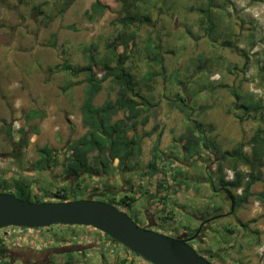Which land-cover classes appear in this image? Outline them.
I'll list each match as a JSON object with an SVG mask.
<instances>
[{
  "label": "rangeland",
  "instance_id": "obj_1",
  "mask_svg": "<svg viewBox=\"0 0 264 264\" xmlns=\"http://www.w3.org/2000/svg\"><path fill=\"white\" fill-rule=\"evenodd\" d=\"M65 1L0 2V181L8 183L2 186L5 192L18 197L20 195L13 186L15 180H31L27 189L31 202L58 201L59 198H53L51 193L69 182L73 186L72 177L65 172L64 166L42 169L36 165L40 159L38 149L43 146L57 149L62 161L67 145L86 131L80 111L85 83L64 92L65 73L55 65L68 60L79 68L87 62L85 46L91 42L99 43L101 56L106 41H116L121 31L117 21L123 15L121 0H98L105 8L96 13L94 19L89 13H93L92 4L96 0H73L61 12ZM211 1L139 2L140 10L150 16L151 22L137 23L133 27L136 28V44L127 65L135 76L138 91L152 103H158L146 124L128 131L129 137L141 138L142 153L131 162L132 170H122L117 167V162L107 174L93 178L83 176L89 189L80 186L70 198L94 197L110 202L107 189L113 188V204L143 227L170 236H183L185 231L199 227L198 236L191 245L211 262L264 264V201L260 198L264 191V167L255 171L261 179L253 185L249 202L230 213L229 199L217 194L205 178L209 177L206 166L211 162L208 152L186 158L184 140L180 139L189 134L191 124L199 122L201 128L198 126V129H203L220 150H231L264 128L259 119L246 116L240 119L238 116L242 115L239 106L243 99L251 94L255 98L264 97V84L258 76V66L264 67V0ZM203 15L205 23L200 24ZM149 39L160 45L162 65L151 59L156 56V50L148 49ZM228 42L231 45L225 44ZM118 50L121 52L123 46ZM150 70L156 75L145 78ZM76 79L82 81L84 76L81 74ZM116 89L106 81L96 104L101 105L108 96L116 98ZM232 89L241 95L240 99L232 94ZM179 96L193 107L190 121L171 104ZM33 113L36 116L31 117ZM122 117L123 111L115 116ZM9 127L11 135L7 133ZM23 135L29 137L28 144H18ZM156 146L159 154L167 158L161 161L163 172L149 178L143 173ZM224 163V173L230 178L233 173L230 163ZM174 167L180 169L179 177L187 183L189 190L173 187L176 183ZM210 167L217 172V164L211 163ZM240 168L246 169L245 166ZM163 181L167 182L168 189H160L161 194L156 195L168 197L164 207L173 213L165 220L157 199L142 195L145 189L154 193ZM124 187L137 199L132 205L119 203L120 190ZM240 222L247 223L248 227H243ZM226 227H235L234 233H228ZM45 228L9 227L0 229V233H6V249L18 245L11 239L10 229L28 238L24 242L22 239L21 247L28 246L33 250L64 245L88 248L84 255L75 253L77 264H120L122 258L152 264L91 226L67 228L55 224L51 230ZM62 231L66 240L55 241L53 234ZM46 237L49 240L42 242ZM22 258H28V254H22ZM51 259L53 264L65 262L63 253L54 254ZM12 264L24 263L19 260Z\"/></svg>",
  "mask_w": 264,
  "mask_h": 264
},
{
  "label": "trees",
  "instance_id": "obj_2",
  "mask_svg": "<svg viewBox=\"0 0 264 264\" xmlns=\"http://www.w3.org/2000/svg\"><path fill=\"white\" fill-rule=\"evenodd\" d=\"M3 1L4 0H0L1 3ZM72 1L73 0H66L64 5L62 4L63 7L60 11L64 12ZM121 1L123 15L117 20L121 27L117 40L112 42L107 40L104 53L101 56H99V43L91 42L85 46L83 51L86 55L87 62L79 68H75V66L68 60L61 65L56 66L60 67L59 69L65 73L66 79L62 86L64 92L69 91V89L81 82L85 83L80 111L82 124L86 128V131L82 136L67 145V153L62 161L59 159V152L57 149L49 146H43L38 149L40 154V159L36 164L38 167L44 169L52 165H62L65 168V172L72 177L71 181L73 182V186L70 185L69 182L67 185L60 186L56 191L51 193L53 198H59L56 199L58 201L78 199L77 196L70 198V194L80 189V186L89 189L87 186L88 184L85 185L82 177L88 175L93 178L94 176L107 174L112 167H114L116 160L118 162L117 167L122 170H132L133 165H131V162L142 153V144L140 137L136 135L134 137H129L128 131L135 130L139 124H146L152 116L153 108L158 104L157 102L152 103L146 95L138 91L135 76L127 65V60L133 51L132 48L136 44V28L133 29V27L137 26V23L151 22L150 16L147 13H144L142 9L140 10L139 2H144V0ZM210 2L212 3L211 0ZM104 8L105 5L96 0L92 4L93 13H89V17L94 19L96 17L95 14L99 12L101 13ZM206 9L203 10L205 11ZM208 11L211 14L210 8ZM200 20V24L205 23V16L203 15ZM225 44L228 46L231 45L229 42ZM120 46H123L121 52L118 50ZM147 47L150 50H156V56L151 57V59H153L157 65H162L163 58L160 45L158 43L155 44L153 40L149 39ZM100 70L103 71L102 75H100ZM81 74L84 76V79L82 81H77L76 78H79ZM154 75H156V72L150 70L145 78L150 79ZM258 76L264 84L263 66H258ZM106 81H110L112 89H114V86L117 87V96L116 98H110L108 96L101 105H97L96 98L105 88ZM232 94L237 99L241 98V95L234 89H232ZM242 101L243 102L239 106L242 111V115H238L240 119H243L244 116L247 118L259 119L264 127V97L255 98V95L251 94L248 98L245 100L243 99ZM234 103L237 105V101H234ZM171 104L172 106L179 108V110L185 114L187 120L190 121L191 110H193V107L187 105L184 97H177ZM121 111L124 112V117L115 119V116ZM33 115L36 116L35 113H33L31 114V117H33ZM196 123L197 122H195L194 125L191 124L188 128L189 134L183 135L180 138L181 140H184L183 150L186 155L185 157L188 158L198 155L202 151L208 152L211 162L206 166L209 177L205 178L217 194H221L224 198L229 199L232 206L230 213H234L238 208L249 202L253 195V185L258 179H261L260 176L258 177L255 175V171L264 167V128L262 132L254 134L247 142H240L231 150H220L218 146L215 145L214 140L210 139L204 133L203 129H198V126L201 128V123ZM7 133L9 135L12 134L11 127L8 128ZM28 141L29 137L23 135L18 141V144H28ZM246 148H249V150ZM166 158L167 157L159 154L158 147L156 146L153 157L143 174L152 178L157 173L163 172L161 161ZM224 161L230 163V168L233 172L230 178H227V175L224 173V170H226V164ZM211 163L217 164L216 173L213 171L212 167H210ZM241 166H245L246 169H241ZM172 170L174 171L173 175L176 181L173 187L189 190L187 183L182 177H179L181 174L180 169L174 167ZM164 173L166 174V172ZM26 180L21 178L20 180H15V184H13L20 195L18 197L21 199H29L27 189L31 186V180ZM166 183V181L159 183L160 188L154 193H149L148 189L142 191V195L152 196L161 204L160 211L162 212L161 216L163 220L169 219L173 216V213L166 211L164 207L166 204L165 200L168 197L161 195L157 197L156 195L158 193L161 194L160 189H168ZM5 184L8 185L7 181H0V191H4L2 186H5ZM239 190L240 193H238ZM109 196L111 200L110 203H114V197L111 194H109ZM260 198L264 201V191L260 193ZM39 201L41 200H38V202ZM136 201L137 199L135 196L129 192L122 196L119 203L132 205ZM240 225L245 228L248 227L247 223L240 222ZM59 226H65L67 228L72 227V225L64 224H59ZM52 227L53 225L46 227L45 229L51 230ZM184 227L187 228L186 226ZM225 230L232 234L235 231V227H226ZM198 232L199 227L194 229V231H185L183 236L180 237H184V235L192 236L196 233L198 234ZM108 237L111 238L110 236ZM176 237L179 236L177 235ZM53 239L55 241H57V239L58 241H65L66 237L64 231L53 234ZM111 239L118 242L113 238ZM6 240L5 234L0 233V264H11L10 260L2 257V253L6 250ZM58 247L55 248L57 249ZM126 249L129 250L128 248ZM131 252L134 255L139 256L133 251ZM204 252L207 251L204 250ZM57 253L60 252L57 251ZM208 254L211 257L215 256L213 253ZM63 255L65 257L64 264L78 263L74 251L63 252ZM51 264H53V262ZM120 264L139 263L135 260L122 258Z\"/></svg>",
  "mask_w": 264,
  "mask_h": 264
},
{
  "label": "water",
  "instance_id": "obj_3",
  "mask_svg": "<svg viewBox=\"0 0 264 264\" xmlns=\"http://www.w3.org/2000/svg\"><path fill=\"white\" fill-rule=\"evenodd\" d=\"M55 224L91 226L152 264H215L200 255L189 239L143 227L113 203L94 198L31 202L0 191V229ZM57 249L66 253L77 251L79 245Z\"/></svg>",
  "mask_w": 264,
  "mask_h": 264
},
{
  "label": "flooded vegetation",
  "instance_id": "obj_4",
  "mask_svg": "<svg viewBox=\"0 0 264 264\" xmlns=\"http://www.w3.org/2000/svg\"><path fill=\"white\" fill-rule=\"evenodd\" d=\"M95 199V198H94ZM200 230V229H199ZM191 237H196V234L194 235H184V238L189 239L188 242L191 244V241L194 239H191ZM23 245H17V247L12 248V249H6L2 253V257L10 260L12 263L17 262V261H23L24 264H51L54 261L51 259V256L54 254H57L58 249L55 247H45L42 249L38 250H33L31 247L24 246ZM86 247H81L77 251H74L75 253H81L85 254L86 252ZM28 254V258L24 259L22 258V254ZM39 254H42L43 256L40 257ZM11 263V264H12Z\"/></svg>",
  "mask_w": 264,
  "mask_h": 264
},
{
  "label": "built area",
  "instance_id": "obj_5",
  "mask_svg": "<svg viewBox=\"0 0 264 264\" xmlns=\"http://www.w3.org/2000/svg\"><path fill=\"white\" fill-rule=\"evenodd\" d=\"M8 228H5V229H8ZM10 230H11V232L9 234H10V237L14 243H17L19 245V243L22 241V239H23V242H24V240H28V238L26 236H24V237L19 236L20 234H17L16 231H13V229H10ZM5 235H6V233H5ZM48 240H49V238L46 237V239L44 238V240H42V242H45ZM42 242L40 241V243H39L40 246H41V244H43Z\"/></svg>",
  "mask_w": 264,
  "mask_h": 264
},
{
  "label": "crops",
  "instance_id": "obj_6",
  "mask_svg": "<svg viewBox=\"0 0 264 264\" xmlns=\"http://www.w3.org/2000/svg\"><path fill=\"white\" fill-rule=\"evenodd\" d=\"M55 68H56V65H55ZM115 119H117V118H115ZM84 133H85V132H84ZM116 163H117V160L115 161L114 164H116ZM124 190H127L126 187L121 188V190H120V193H122V196L125 195L126 193H129L128 190H127V191H124ZM114 191H115V189H113V188H109V189H107V194H111V195L114 197ZM114 198H115V197H114Z\"/></svg>",
  "mask_w": 264,
  "mask_h": 264
}]
</instances>
